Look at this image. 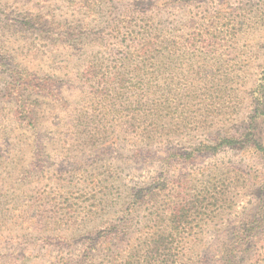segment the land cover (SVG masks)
<instances>
[{"label": "rangeland", "instance_id": "obj_1", "mask_svg": "<svg viewBox=\"0 0 264 264\" xmlns=\"http://www.w3.org/2000/svg\"><path fill=\"white\" fill-rule=\"evenodd\" d=\"M124 9H161L167 31L175 27L184 38L193 32L196 86H205L199 78L204 73L212 102L227 109L211 128L172 137L139 156L126 142L99 144L68 128L83 119L76 113L88 106L83 73L101 48L97 34L86 39L89 45L65 42L85 26L117 24ZM263 60L264 0H0V261L23 260L18 238L35 236L28 228L31 220L41 222L37 233L92 231L106 218L105 209L116 214L119 185L152 183L164 174L170 178L166 193L176 187L172 178L183 177V184L190 175L181 195L201 203L188 225L192 236L184 262L219 264L225 243L247 228L255 212L264 187V157L250 145L216 152L193 147L248 123L249 92ZM178 61L181 76L186 67ZM24 104L33 112L25 113ZM31 121L39 122L36 128ZM146 213L139 211L138 218ZM257 231L264 234V219ZM28 248L32 262L39 260L37 251L51 249L37 240ZM263 250L257 241L239 260L259 263Z\"/></svg>", "mask_w": 264, "mask_h": 264}, {"label": "trees", "instance_id": "obj_2", "mask_svg": "<svg viewBox=\"0 0 264 264\" xmlns=\"http://www.w3.org/2000/svg\"><path fill=\"white\" fill-rule=\"evenodd\" d=\"M119 13L117 24L103 28L85 26L78 37L65 42L89 45L86 39L97 34L96 45L101 48L84 70L81 88L87 93L88 106L76 111L83 119L68 123L71 132L95 139L99 144L111 139L126 142L133 156H139L153 146H164L172 137L211 128L227 109L222 110L212 102V94L206 90L210 78L204 73L199 78L205 86H196L193 32L184 38L175 27L167 31L161 9H124ZM170 52L166 61V54ZM102 60H112L114 66ZM178 60L186 67L181 76L176 71ZM20 84L32 86L26 80ZM249 102L251 109L245 126L214 142L201 141L193 151L216 152L223 147L250 145L264 157V60L249 92ZM23 109L25 113L33 112L27 104ZM111 113L115 114L113 119L104 118ZM38 123L31 121L29 125L36 128ZM181 178L179 175L172 178V185L176 187L167 193L170 178L164 174L152 183L119 185L116 214H110L111 208L105 209L106 218L92 231L37 233L42 230L41 222L31 220L28 228L32 232L36 230L35 236L27 238L23 234L18 238L23 260L0 261V264H187L184 262L186 242L192 236L188 225L191 227L201 203L197 204L193 197L186 199L190 195H181L191 181L190 175L185 177L187 180L183 179V184ZM261 190L247 228L225 243L219 264H242L241 253L248 252L257 241L264 245V234L257 231L264 219V187ZM139 211L147 213L138 218ZM3 238L0 232V244ZM35 240L51 249L37 251L39 260L32 262L26 252H31L28 247ZM24 241L28 244L24 245ZM49 253L55 254L49 259ZM262 255V261L255 264H264V250Z\"/></svg>", "mask_w": 264, "mask_h": 264}]
</instances>
